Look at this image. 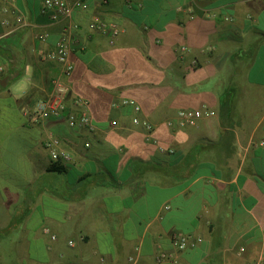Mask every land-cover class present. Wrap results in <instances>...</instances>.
Returning a JSON list of instances; mask_svg holds the SVG:
<instances>
[{"label": "crops", "instance_id": "0c3cea01", "mask_svg": "<svg viewBox=\"0 0 264 264\" xmlns=\"http://www.w3.org/2000/svg\"><path fill=\"white\" fill-rule=\"evenodd\" d=\"M43 1L0 0L1 264H264V0H85L59 22ZM63 36L67 77L42 57ZM57 79L93 130L31 119ZM51 136L63 171L48 170Z\"/></svg>", "mask_w": 264, "mask_h": 264}, {"label": "built area", "instance_id": "2783aa9c", "mask_svg": "<svg viewBox=\"0 0 264 264\" xmlns=\"http://www.w3.org/2000/svg\"><path fill=\"white\" fill-rule=\"evenodd\" d=\"M9 1V0H8ZM12 1V0H10ZM109 0H102L104 4L108 3ZM129 3L132 0H127ZM89 5L85 0H44L43 10L46 12L50 20L54 22H59L65 18L71 16L72 11L75 9H85ZM3 25L9 26V20L5 19L2 22ZM90 28L94 31H98L105 34H111V41L114 42L115 38L119 34V29L116 26H110L104 22L101 18H96L90 24ZM10 32H8L9 34ZM39 40H46L47 35L41 34L38 36ZM71 46L68 37L63 36L56 43V46L49 51L42 54V57L48 61H55L62 64V76H70L73 71V64L70 61ZM68 94V87L62 79H57L54 81V88L52 93L45 99H41L37 102L36 106L32 108L31 119L34 122H39L43 119L48 118H63L66 116L69 127L71 128H84L88 127L93 130L94 126L91 122V117L89 115L88 104L84 101H77L78 106L81 108L79 113H66V103L65 99ZM125 104H131L137 112L141 111L140 105L133 99H127L124 101ZM214 111L210 109H186L181 110L178 113L179 124L182 127L186 126H196L200 120L207 116H213ZM134 122L139 125L142 124L147 130L152 129V125L147 120H141L140 118H135ZM264 144V142H263ZM46 148L49 150L53 164H60L61 159L69 160V156L66 152L60 150V141L58 138L51 136L45 143ZM165 151L163 147L160 148ZM49 232V229H46ZM56 239L55 236L52 237ZM73 242H70L72 244ZM172 245L179 251L186 250L190 246H194L195 242L188 234L176 233L172 238ZM244 249L241 248V251ZM166 254H162L161 258H165ZM248 264H263L259 259L253 260Z\"/></svg>", "mask_w": 264, "mask_h": 264}, {"label": "trees", "instance_id": "16d2710c", "mask_svg": "<svg viewBox=\"0 0 264 264\" xmlns=\"http://www.w3.org/2000/svg\"><path fill=\"white\" fill-rule=\"evenodd\" d=\"M23 75V72L19 71V73L11 78H5V80L9 81V83H12L15 79H18L19 77H21ZM49 171H63L64 168L62 166H60L59 164H53L52 166H50L48 168Z\"/></svg>", "mask_w": 264, "mask_h": 264}, {"label": "rangeland", "instance_id": "374dc122", "mask_svg": "<svg viewBox=\"0 0 264 264\" xmlns=\"http://www.w3.org/2000/svg\"><path fill=\"white\" fill-rule=\"evenodd\" d=\"M53 85H54V83H53ZM0 247L5 249L4 252H0V264L6 263V261H10L12 258H11V255L6 252L7 251V249H6L7 245H5L3 243L2 245H0Z\"/></svg>", "mask_w": 264, "mask_h": 264}]
</instances>
